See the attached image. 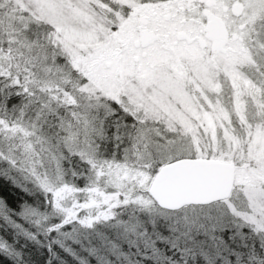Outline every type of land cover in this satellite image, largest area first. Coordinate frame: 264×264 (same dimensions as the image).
<instances>
[{"label": "snow or ice", "instance_id": "obj_1", "mask_svg": "<svg viewBox=\"0 0 264 264\" xmlns=\"http://www.w3.org/2000/svg\"><path fill=\"white\" fill-rule=\"evenodd\" d=\"M0 264H264V0H0Z\"/></svg>", "mask_w": 264, "mask_h": 264}]
</instances>
